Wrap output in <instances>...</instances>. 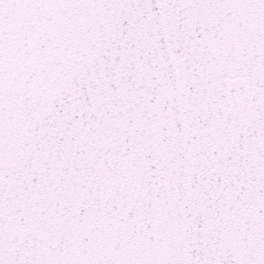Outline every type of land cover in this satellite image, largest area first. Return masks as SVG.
Here are the masks:
<instances>
[{
	"label": "snow or ice",
	"instance_id": "snow-or-ice-1",
	"mask_svg": "<svg viewBox=\"0 0 264 264\" xmlns=\"http://www.w3.org/2000/svg\"><path fill=\"white\" fill-rule=\"evenodd\" d=\"M0 264H264V0H0Z\"/></svg>",
	"mask_w": 264,
	"mask_h": 264
}]
</instances>
